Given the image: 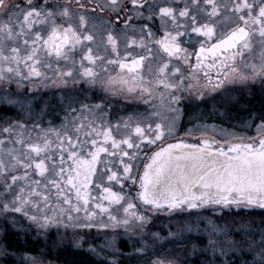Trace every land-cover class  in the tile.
<instances>
[{
  "label": "snow or ice",
  "instance_id": "6c2138e0",
  "mask_svg": "<svg viewBox=\"0 0 264 264\" xmlns=\"http://www.w3.org/2000/svg\"><path fill=\"white\" fill-rule=\"evenodd\" d=\"M69 231L94 264H264V0H0V264Z\"/></svg>",
  "mask_w": 264,
  "mask_h": 264
},
{
  "label": "rangeland",
  "instance_id": "374dc122",
  "mask_svg": "<svg viewBox=\"0 0 264 264\" xmlns=\"http://www.w3.org/2000/svg\"><path fill=\"white\" fill-rule=\"evenodd\" d=\"M245 96H247V93H245ZM254 103L258 104V100L254 101ZM244 114L245 113L243 111H236L234 109L232 112L226 114L228 117H230V119H228L225 116L220 115L219 113H212L211 105L209 104L208 106H202V109L197 115L199 116L200 122L202 123H206L208 125H219L223 128L231 129V130L239 132V131H243V129L239 127L238 121L244 116ZM195 123H197V120L190 119L189 116L185 114V116L180 122L178 134L185 135V130L191 127L192 125H194ZM163 219L165 218H162V220ZM225 221L226 220L223 219L222 221L219 217H217L218 223L222 224ZM192 223L193 225H195V221H192ZM200 227L201 228L204 227L203 222L201 223ZM166 232H167V229L164 230L165 234ZM10 234H11V229H10ZM93 235H95L94 232H93ZM42 239L43 238H41V241ZM74 239L76 238L73 236V233L69 231L63 246L58 249L53 250L51 255H46L45 257L46 260L52 261V264H94L95 257L92 256L91 253H86L85 251L81 249H83V247L85 248L86 246H87L86 248L88 249L90 243L92 244L94 243V246H99L103 242V239L97 238L95 241H92L88 236H84L83 239L80 240V243L82 244V248H76L74 246V243H73ZM221 239L223 240L224 238L221 237ZM28 240L30 241L31 244L36 243L31 237H29ZM124 243L126 242L123 239L117 240L118 246L123 245ZM42 247H43V243L41 242V244L38 245L36 250H30V251H32L35 254H39ZM60 251H61V254L59 256L58 252ZM176 251H179V249H176Z\"/></svg>",
  "mask_w": 264,
  "mask_h": 264
},
{
  "label": "flooded vegetation",
  "instance_id": "af4514ba",
  "mask_svg": "<svg viewBox=\"0 0 264 264\" xmlns=\"http://www.w3.org/2000/svg\"><path fill=\"white\" fill-rule=\"evenodd\" d=\"M130 107H135V105H130V106L126 107L125 101L121 100L120 98H113V112L115 114L124 115L125 112L127 110H129ZM144 107L145 106H143V105H139V110L143 111ZM181 138L192 141V138L190 136H185L184 134H181V135L177 134V136L174 139H170L167 142L175 140V139H181ZM192 142H195V141H192ZM93 246H94V243H93ZM86 247L85 248L83 247V249H81V250L85 251L86 253H89L86 251V249H87Z\"/></svg>",
  "mask_w": 264,
  "mask_h": 264
},
{
  "label": "trees",
  "instance_id": "16d2710c",
  "mask_svg": "<svg viewBox=\"0 0 264 264\" xmlns=\"http://www.w3.org/2000/svg\"><path fill=\"white\" fill-rule=\"evenodd\" d=\"M222 221H223V219L224 220H226L229 224H231V223H233L234 222V220L236 219L235 217H229V216H222V217H219ZM223 218V219H222ZM253 223H256V224H258V223H260V220L257 218V219H255L254 221H253ZM9 240H12V241H14L15 242V237L13 236V235H11V234H9ZM237 239H239V237H236ZM21 243V245L22 246H24V247H28L30 250H36L37 249V247H38V245L36 244V243H34V244H31L30 243V241L27 239V242L25 243V242H23V241H21L20 242ZM60 254H61V251L60 252H58V255L60 256ZM238 264H240V262L238 261Z\"/></svg>",
  "mask_w": 264,
  "mask_h": 264
},
{
  "label": "water",
  "instance_id": "95a60500",
  "mask_svg": "<svg viewBox=\"0 0 264 264\" xmlns=\"http://www.w3.org/2000/svg\"><path fill=\"white\" fill-rule=\"evenodd\" d=\"M175 140H178V139H175ZM175 140L169 141L168 143L175 142ZM185 140H186V139H185ZM187 141H189V140H187ZM189 142H192V141H189Z\"/></svg>",
  "mask_w": 264,
  "mask_h": 264
}]
</instances>
